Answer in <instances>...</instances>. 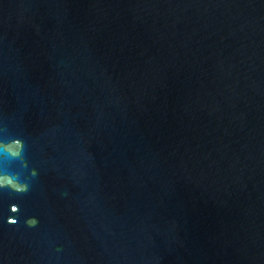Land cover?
I'll return each instance as SVG.
<instances>
[{"label": "water", "instance_id": "water-1", "mask_svg": "<svg viewBox=\"0 0 264 264\" xmlns=\"http://www.w3.org/2000/svg\"><path fill=\"white\" fill-rule=\"evenodd\" d=\"M9 177L0 264H264V0H0Z\"/></svg>", "mask_w": 264, "mask_h": 264}, {"label": "clouds", "instance_id": "clouds-1", "mask_svg": "<svg viewBox=\"0 0 264 264\" xmlns=\"http://www.w3.org/2000/svg\"><path fill=\"white\" fill-rule=\"evenodd\" d=\"M9 180L11 182H4L2 178H0V188H7L10 189L12 191H15L17 193H23L26 192L28 190V187L25 185L24 187H16L15 184L17 183L15 180H13L11 177H9ZM17 222V221H16ZM29 226H34L37 221L35 219H29L27 221Z\"/></svg>", "mask_w": 264, "mask_h": 264}]
</instances>
